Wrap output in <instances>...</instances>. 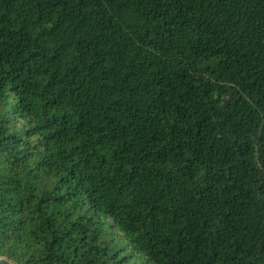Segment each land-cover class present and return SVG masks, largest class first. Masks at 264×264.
Returning a JSON list of instances; mask_svg holds the SVG:
<instances>
[{"label":"trees","instance_id":"1","mask_svg":"<svg viewBox=\"0 0 264 264\" xmlns=\"http://www.w3.org/2000/svg\"><path fill=\"white\" fill-rule=\"evenodd\" d=\"M0 256L264 264V0H0Z\"/></svg>","mask_w":264,"mask_h":264},{"label":"water","instance_id":"2","mask_svg":"<svg viewBox=\"0 0 264 264\" xmlns=\"http://www.w3.org/2000/svg\"><path fill=\"white\" fill-rule=\"evenodd\" d=\"M0 264H20L15 260L7 257V256H0Z\"/></svg>","mask_w":264,"mask_h":264},{"label":"rangeland","instance_id":"3","mask_svg":"<svg viewBox=\"0 0 264 264\" xmlns=\"http://www.w3.org/2000/svg\"><path fill=\"white\" fill-rule=\"evenodd\" d=\"M135 255H136V254H135ZM138 262H139L138 258L135 257V258L132 260L131 264H138Z\"/></svg>","mask_w":264,"mask_h":264}]
</instances>
